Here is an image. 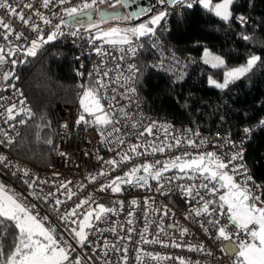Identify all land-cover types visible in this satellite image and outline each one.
Listing matches in <instances>:
<instances>
[{
    "label": "built area",
    "instance_id": "obj_1",
    "mask_svg": "<svg viewBox=\"0 0 264 264\" xmlns=\"http://www.w3.org/2000/svg\"><path fill=\"white\" fill-rule=\"evenodd\" d=\"M107 1L109 0H103V3ZM25 2L29 0H9L13 6L23 5ZM30 2L33 8H24L23 13L25 19L31 17V22L39 25L41 29L39 33L32 31L15 17L5 15V9L0 8V16H4L16 31L23 32L24 37L27 38L22 37L17 40L14 34L10 35L8 40L0 38V45L6 50L13 46L25 48L38 35L46 37L55 31V26L60 24L61 20L69 19L63 12L64 8L79 6L84 0H68L65 4H59L54 0L48 8L42 7L41 0H30ZM100 4V0H97V4L88 11L94 10ZM155 6L168 11L170 15L187 8L181 5H161L158 0H152V8ZM35 10H39L44 17L51 20V24H45L35 15ZM170 15L158 25L159 31L155 32V35L132 38L131 45H111L105 43V39H95L90 35L82 34L72 39L69 47L74 50L77 58L82 61L81 66L84 67L77 71L83 80L82 91L78 103L60 107L57 111L59 135L57 150L50 166L39 167L21 158L11 150L13 143L8 145L5 141L4 144H0V154L7 157L6 163L10 162L8 167L1 165L7 176L0 171V183L7 188L12 187L26 204H35L36 211L41 216L47 215L46 226L56 227L58 239L72 244L75 249L72 258L80 257L82 264H181V261L184 264H234L236 257L222 250L228 241L215 239L216 229L211 224L205 223L206 220L218 218L221 225L227 224L225 216L220 215L218 211L214 215L196 216L192 211L201 207V196L204 200L216 201L209 207L218 209L219 196L226 192V188L220 187V181L207 180L203 174L190 170H186V174L176 168L164 172L159 181L149 176L148 183L144 187L133 183L122 184V190L118 193L110 189L100 190L101 185L109 184L115 177H123L133 167L151 164L156 170L178 156L182 159H191L208 152L216 153L227 162L239 147L244 149L243 163L255 183L260 185L254 178L245 156V145L251 136L245 138L244 132L237 137L211 133L148 111L138 90V73L133 74L135 69H139V56L146 47H150L158 56L153 66L170 75L175 83L183 81L198 63L196 57L181 56L167 47L164 35L170 30ZM4 31L0 29V32ZM130 47L136 50L135 55L129 51ZM97 48L101 49L100 54L95 51ZM129 65H134L135 69L130 70ZM13 66L10 57H7L6 63L0 64V86L6 81L2 78L3 75L11 72ZM104 72L108 75L104 76ZM129 77L131 79H128ZM90 79L96 83L103 81L106 85L100 88L97 83L99 96L105 111L112 116L114 122L118 121L114 123V127L119 129V132H113V125H108L102 129L104 132L102 137L101 130L93 123H76L81 114L80 100ZM129 87L135 88V93L127 91ZM12 105H16L18 114L14 120L5 123L6 109ZM28 106L26 91L21 86L13 85L0 91V113L4 114L0 116V129L14 137L13 142L23 130V124L18 118L23 111L19 110H25ZM149 126H152L151 135L145 132ZM257 128L254 125L253 132ZM0 139L4 137L0 136ZM117 139L123 140L124 143H118ZM177 139L180 141L179 145L176 144ZM189 140L194 141V144H189ZM226 141L233 142L237 147ZM133 145L140 146L137 149L139 154L130 151ZM154 147H164V151L153 152ZM185 153L188 155L185 156ZM125 154L131 159L122 160ZM110 160H116L118 164L107 163ZM157 161L161 163L157 164ZM17 165L20 169L28 170L27 177L23 176L22 171H18L15 167ZM13 172H16L15 176ZM101 172L106 175H100ZM229 174H232L231 171ZM137 175L146 174L141 169ZM92 177L96 179L93 180ZM24 179L34 181L33 186L30 188L23 182ZM236 180L242 183L243 176H237ZM201 184H208L209 188L215 185L217 191L211 192L200 187ZM183 186L193 187V195L187 196L181 190ZM157 188L161 190L157 191ZM254 191L260 194L263 200V189H254ZM44 197L47 199H43ZM57 199L63 203L56 206ZM84 200H88V203L77 208L76 206ZM132 201L136 203L133 204ZM105 202L109 209L114 211L104 214L100 221L94 219L93 228L86 230L90 242L81 247L71 232L72 228L78 229V223L73 224L71 220H83L88 211ZM257 206L264 205L258 203ZM53 207L58 208V211H53ZM73 209H76L77 216L67 221L60 219L61 214L69 213ZM184 229H187V232L182 235ZM228 230L233 229L229 226ZM146 240L157 242L146 243ZM233 240V245L237 246L238 241L235 238ZM175 244L180 246L176 247ZM200 245H203L204 251L196 250ZM124 249L127 251L125 252Z\"/></svg>",
    "mask_w": 264,
    "mask_h": 264
},
{
    "label": "trees",
    "instance_id": "obj_2",
    "mask_svg": "<svg viewBox=\"0 0 264 264\" xmlns=\"http://www.w3.org/2000/svg\"><path fill=\"white\" fill-rule=\"evenodd\" d=\"M114 1L117 0L107 3L113 4ZM157 10H161L159 6L150 12ZM232 12L233 18L229 22L220 20L197 4L170 15V30L164 35L167 47L181 56L196 57L198 63L183 81L175 83L170 75L153 66L157 54L150 47L144 49L139 56L137 84L150 113L233 137L264 118V0H235ZM241 15L247 18V23L241 24L236 19ZM126 16L129 15L126 13ZM65 21L60 25L63 35L44 44L36 56H27L23 51L30 45L9 56L16 61L11 70L13 75L0 86V91L13 85L26 91L29 106L18 116L25 123L11 150L39 167L50 166L57 150L58 109L78 103L82 91L83 80L77 71L84 67L69 47L77 36L71 33L96 37L95 32L90 31L88 21ZM158 31L159 26L155 32ZM245 35L251 39H242ZM206 48L224 56L226 64L214 68L205 63L203 53ZM254 54H258L261 60L244 77L225 89L209 84V77L221 80L226 69L246 63ZM86 88L98 89L97 83L90 79ZM80 108L82 113L81 105ZM245 156L254 178L264 186V129L258 127L251 134L245 145ZM172 170L175 168L169 169ZM0 171L7 176L1 165ZM262 189L264 192V187ZM4 243L7 245L9 240Z\"/></svg>",
    "mask_w": 264,
    "mask_h": 264
},
{
    "label": "snow or ice",
    "instance_id": "obj_3",
    "mask_svg": "<svg viewBox=\"0 0 264 264\" xmlns=\"http://www.w3.org/2000/svg\"><path fill=\"white\" fill-rule=\"evenodd\" d=\"M59 4H65L68 0H56ZM103 3V0H100ZM127 3L128 0H117V3ZM235 0H219L218 3L213 4L212 0H158V3L161 5L168 4L169 6L181 5L191 9L194 4L201 6L203 9L209 13L214 14L220 20L224 22H229L233 18V12L231 10L232 5ZM54 0H41L42 7L48 8L49 5L53 4ZM97 4V0H84V2L79 6L67 7L63 9V12L66 16L71 18L75 23H81V20L78 17H87L91 20V13L88 11L92 9ZM0 8L5 9V15L10 17H15L17 20L22 22L23 25L31 28L34 32H40L41 29L39 25L31 22V17L25 19L23 9L24 8H33V4L30 2H25L23 5L13 6L9 3V0H0ZM18 8L20 9L18 11ZM150 8H141L139 11L130 13L129 16H126L125 19L130 17H139L144 15L147 11H150ZM35 15L39 16L45 24H51V20L43 16L39 10H35ZM170 15L168 11H161L158 14L152 16L146 22L140 23L138 26H134L128 29H118L112 28L108 32L102 33L95 37V39L106 38L105 43L111 45H122L128 44L131 45L132 37L139 38L149 35H155V27L161 23L162 20H165L166 17ZM241 24L247 23V18L243 15L236 17ZM65 20H61L60 24L55 26L56 31L51 32L45 38L43 35H38L36 39H33L30 43V46L26 49H23L27 56H36L37 51L42 48L44 44H47L51 41H54L58 38L59 35H63V32L60 31V25L65 24ZM97 27V25L89 23V28ZM0 29H4V32H0V38L8 40L10 35H15L17 40H20L24 37L23 32L16 31L11 22L6 21L4 16H0ZM72 36L78 35V32H72ZM117 37V38H112ZM242 39L249 40L250 36H242ZM142 47V45H141ZM21 49L18 46H13L9 49H5L3 45H0V64L7 62V57L13 56L17 51ZM97 54H100L101 49H95ZM129 51L135 55V49L129 48ZM209 57L211 59L209 60ZM204 62H212V67H222L225 64V61L219 56H211L207 49L204 50ZM123 59V57H121ZM261 60V57L258 55H251L246 64L228 70L224 73L223 82H218L211 77H209V84L213 85L219 89H225L229 86L230 83L244 77L247 73L251 72L257 63ZM214 61V62H213ZM12 63L15 64L16 61L12 60ZM162 66V65H161ZM129 69H135L134 65H129ZM139 72V69H135L134 75ZM13 73L7 72L3 75L4 80H8ZM91 75V73L89 74ZM104 76H107L108 73L104 72ZM128 79H131L129 77ZM100 88L106 87L103 81H97ZM129 92L135 93L136 89L129 87L127 89ZM115 99V97H113ZM23 103V102H21ZM80 105L83 109V112L80 114L77 124L81 123H93L98 126V129L101 130V136H104L102 129L108 125H113L112 131L119 132V129L114 127V122L112 116L105 111L104 106L101 104V98L99 96V89H86L84 91L83 97L80 100ZM19 111H24L20 109ZM121 111H123L121 109ZM29 115H31L30 110H28ZM7 118L5 123L8 121L14 120L18 112L16 111V105L6 109ZM85 114L93 117L92 121H87L85 119ZM3 113H0V116H3ZM126 115V114H125ZM21 124L25 121L21 120ZM14 127V125H10ZM67 127V125H65ZM135 127V125H133ZM256 127L264 129V118H262ZM145 132L152 134V126H149L145 129ZM245 133V138H250L253 129L245 127L243 129ZM144 133H141L143 135ZM111 135V133H109ZM198 135V133H197ZM0 136H3L4 139H0V144H4L5 141L8 145H11L14 141V137L9 136L7 131L0 129ZM117 142L122 144L123 140L117 139ZM227 143H233L231 141H226ZM51 143V141H48ZM179 139L176 140V144L179 145ZM189 144H194V141L189 140ZM243 143V142H242ZM139 145H133L130 148V151L136 154ZM172 147V145H168ZM233 147H237L233 143ZM164 151V147L153 148V152ZM61 155H63L61 153ZM188 154L185 153V156ZM244 158V149L239 147L236 152H234L225 162L214 152H208L206 154H201L197 157H193L190 160H182L181 157H176L170 162H165L162 169L153 172L152 169L154 165L143 164L138 167H133L129 172H126L123 177H115L109 184L101 185L100 190L104 191L110 189L114 193H118L122 190V184H133L136 183L140 187H144L148 183V177L151 176L153 179L159 181L163 177V173L169 171L170 168H178L181 172L190 170L194 173L203 174L204 178L207 180H218L220 181V187L226 188L227 191L225 194L219 196V207L210 209L211 204H215L214 200H204L201 196L200 200L202 205L199 209H193L192 211L196 216L202 215H214L219 212L220 215L225 216L227 224L221 225L220 220L212 219L206 220L205 223L211 224L213 228L216 229L215 239L228 241V244L222 248L223 251H226L227 254L234 255L236 258L234 264H264V200H261V195L256 193L254 189H260L264 186L256 184L253 180V177L249 173V170L243 163ZM131 159L128 154H125L122 157V160ZM7 157L3 154H0V165L8 167L10 162L6 163ZM234 161H240V163H233ZM107 163L112 165H117L116 160L107 161ZM160 164V161L156 162ZM17 167L18 171L23 172V176H28L27 169H20ZM143 170L146 175H137ZM231 171V175L229 174ZM14 176L16 172L12 173ZM187 174V173H186ZM100 175H106V173L101 172ZM243 176L242 183L237 182L236 177ZM23 178V177H21ZM95 180V177H92ZM23 182L27 184L30 188L33 186L34 181L24 179ZM66 187V185H62ZM162 187V186H161ZM200 187L205 188L211 192H216L217 188L213 185L209 188L208 184H201ZM161 188H157V191H160ZM187 196L193 195V187L183 186L181 189ZM11 190L6 188L3 183H0V264H82L80 257L72 258V252L75 251L71 243H67L58 239V234L56 227L46 226L48 222V216H41L38 211H36L35 204H26L18 194L12 193ZM32 195H37L36 193H31ZM51 195V193H49ZM199 195V193H196ZM40 199L39 196H37ZM70 198V196H69ZM43 199H47L44 197ZM63 203L61 200H55V205L58 206ZM88 203V200L81 201L76 207L80 208L83 204ZM133 204L136 201H132ZM226 206V208H225ZM98 209V211H97ZM97 209H92L88 211L83 220L77 221L72 219L73 224L78 223V229L72 228L71 232L73 233V238L76 240L77 244L81 247L89 243V233L86 229L93 228L91 218L96 221H100L103 218V215L114 211V209L105 208L104 205H97ZM53 211H58V208L53 207ZM95 214V215H94ZM77 216L76 209H73L69 213H63L60 215L62 221L70 220L72 217ZM131 223V221H129ZM229 226L232 227V231H229ZM203 227V224L201 225ZM115 231V229H111ZM132 231V229H129ZM207 231V229H205ZM187 232V229L182 231V235ZM235 238L238 241L237 246H233ZM5 240H9V243L6 245ZM157 242V241H145ZM174 246L179 247V244ZM196 250L204 251L203 245L198 246ZM126 252L127 249H124ZM211 254L210 252L208 253ZM126 259V257H125ZM181 264H184L181 261Z\"/></svg>",
    "mask_w": 264,
    "mask_h": 264
},
{
    "label": "rangeland",
    "instance_id": "obj_4",
    "mask_svg": "<svg viewBox=\"0 0 264 264\" xmlns=\"http://www.w3.org/2000/svg\"><path fill=\"white\" fill-rule=\"evenodd\" d=\"M219 0H212V3L215 4V3H218ZM113 4H109L107 2L105 3H101L99 6H97L93 11L94 12H97L99 9H102L103 6H107L109 7L108 10H113L115 9L117 6H119L120 3H117V1H114L112 2ZM102 5V6H101ZM232 10V8H231ZM161 11H164V10H157V11H154V12H149L147 13L145 16H141V17H136V18H129V19H125L124 16H114V17H110V18H107V19H102L100 16H99V12L96 14L95 17H93L92 20H88V27H89V23H92V24H95L97 25V27H94V28H89L90 31H94L95 32V36H98L102 33H105V32H108L110 29L112 28H118V29H128V28H131V27H134V26H138L140 23L142 22H146L148 19H150L152 16L158 14L159 12ZM155 29L158 27V26H154ZM92 32V33H94ZM112 38H117V37H112ZM132 38H135V37H132ZM131 38V39H132ZM103 39H106V38H103ZM208 50V52L211 54V56H219L221 57L224 61H225V64H226V59L224 56H222L221 54L217 53V52H214L212 51L211 49L209 48H206ZM254 55H258V54H254ZM259 56V55H258ZM211 59V57H209V60ZM203 60H205L204 58V53H203ZM214 62V61H213ZM209 65L212 66V62H209L207 63ZM224 64V65H225ZM246 64V63H244ZM244 64H241V65H238V66H235V67H232V68H229V69H226V71L228 70H231L233 68H236V67H239V66H242ZM225 71V72H226ZM212 79L218 81V82H223L224 80V77L219 80L218 78H214V77H211ZM213 86V85H211ZM102 104V103H101ZM85 117L89 120V121H92L93 120V117L90 116V115H87L85 114ZM182 160H190V159H182ZM163 166L159 167L158 169L154 170L152 169L153 172L155 171H158L160 169H162ZM170 169H174V168H170ZM176 169V168H175ZM7 188V187H6ZM12 192H10V194L12 193H15L17 194L14 189L12 187H8ZM227 191V189H226ZM102 205H104L105 208H110L106 203H100ZM99 204V205H100Z\"/></svg>",
    "mask_w": 264,
    "mask_h": 264
},
{
    "label": "water",
    "instance_id": "obj_5",
    "mask_svg": "<svg viewBox=\"0 0 264 264\" xmlns=\"http://www.w3.org/2000/svg\"><path fill=\"white\" fill-rule=\"evenodd\" d=\"M141 8H145V9L150 8L152 10V0H128L127 3L121 2L117 9H113L111 11L107 10V9H100L99 10V16L102 19H107L110 17L118 16V15H120L119 11H121V9L125 10L127 15H130V13L139 11ZM150 11H147L144 15H146ZM89 12L91 13V20H92L94 17V11L90 10ZM144 15H141V16H144ZM141 16H139V17H141ZM79 18H83V17H79ZM131 18H136V17H131ZM69 20H72V19L71 18L67 19V21H69Z\"/></svg>",
    "mask_w": 264,
    "mask_h": 264
},
{
    "label": "flooded vegetation",
    "instance_id": "obj_6",
    "mask_svg": "<svg viewBox=\"0 0 264 264\" xmlns=\"http://www.w3.org/2000/svg\"><path fill=\"white\" fill-rule=\"evenodd\" d=\"M102 9H109V7H107V6H103V8ZM100 10V9H99ZM99 10L97 11V12H94V17L96 16V14L99 12ZM119 13H120V16H125L126 15V12H125V10H122L121 9V11H119ZM79 18V17H78ZM81 21H83V20H86V21H88V19H87V17H83V18H79Z\"/></svg>",
    "mask_w": 264,
    "mask_h": 264
},
{
    "label": "crops",
    "instance_id": "obj_7",
    "mask_svg": "<svg viewBox=\"0 0 264 264\" xmlns=\"http://www.w3.org/2000/svg\"><path fill=\"white\" fill-rule=\"evenodd\" d=\"M158 26V25H157ZM86 119V118H85ZM89 121V120H88ZM96 126V125H95ZM97 127V126H96ZM225 208H226V206H225Z\"/></svg>",
    "mask_w": 264,
    "mask_h": 264
}]
</instances>
